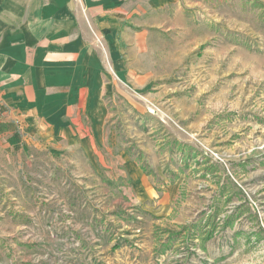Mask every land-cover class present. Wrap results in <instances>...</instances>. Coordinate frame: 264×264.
Listing matches in <instances>:
<instances>
[{
	"label": "crops",
	"instance_id": "obj_1",
	"mask_svg": "<svg viewBox=\"0 0 264 264\" xmlns=\"http://www.w3.org/2000/svg\"><path fill=\"white\" fill-rule=\"evenodd\" d=\"M206 2L0 0V196L7 215L19 202L22 216L48 210L55 220L49 228L89 247L104 246L116 206L127 214L137 206L172 214L177 225L198 219L190 192L177 202L190 172L158 154L169 140L155 145L135 131L150 165L142 164L130 153L127 120H119L126 118L124 98L143 111L121 83H150L141 71L153 70L148 56L158 53L159 39L185 32L190 7ZM80 229L96 232L92 245ZM139 235L138 247L127 242L107 262L153 264L151 234Z\"/></svg>",
	"mask_w": 264,
	"mask_h": 264
},
{
	"label": "rangeland",
	"instance_id": "obj_2",
	"mask_svg": "<svg viewBox=\"0 0 264 264\" xmlns=\"http://www.w3.org/2000/svg\"><path fill=\"white\" fill-rule=\"evenodd\" d=\"M187 15L185 32L159 39L158 53L148 56L154 68L141 72L150 73V83H121L143 111L124 98L126 118L119 121L127 120L130 153L142 164L150 165L135 131L155 145L169 140L158 154L191 174L177 202L193 195L197 234L180 232L172 214L155 216L141 206L127 214L116 206L104 246L92 245L96 232L85 229L79 238L92 246L71 244L64 229L48 227L54 214L23 217L19 202L16 214L7 215L0 196V264H109L108 256L127 242L138 247L147 232L153 264H264V0H207Z\"/></svg>",
	"mask_w": 264,
	"mask_h": 264
},
{
	"label": "trees",
	"instance_id": "obj_3",
	"mask_svg": "<svg viewBox=\"0 0 264 264\" xmlns=\"http://www.w3.org/2000/svg\"><path fill=\"white\" fill-rule=\"evenodd\" d=\"M225 187L222 185V188H221V192H220V195H219V198H221L223 196V191H224ZM218 211L217 210H214L213 211V215H217ZM228 222L231 221V216L227 217V219H225ZM206 225L204 226V231H207L208 228H211L210 227V224H209V221H207V223H205ZM180 227V232H187L189 231V228H191V230L193 229L194 231H192V236L194 237L200 227H201V219H197V220H194L193 222L191 223H188V224H185V225H179ZM174 236V235H173ZM212 236V231H209L206 235V237L202 238L203 241H206L208 239H210V237ZM170 237V236H169ZM197 243H194L193 246H196Z\"/></svg>",
	"mask_w": 264,
	"mask_h": 264
},
{
	"label": "built area",
	"instance_id": "obj_4",
	"mask_svg": "<svg viewBox=\"0 0 264 264\" xmlns=\"http://www.w3.org/2000/svg\"><path fill=\"white\" fill-rule=\"evenodd\" d=\"M79 1L81 2V0H79ZM86 10H87V9H86V8L83 6V4H82V11L84 12V14H87V13H86ZM98 42H99L101 45H103V44H102V41H101L100 38H98ZM106 57H107V59H108L107 54H106ZM112 72L115 74V72L113 71V69H112ZM116 76H117V75H116ZM117 78L120 79L119 76H117ZM120 80H121V79H120ZM122 83H124V82H122Z\"/></svg>",
	"mask_w": 264,
	"mask_h": 264
}]
</instances>
